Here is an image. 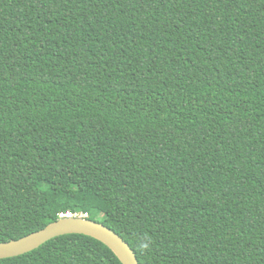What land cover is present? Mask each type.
I'll list each match as a JSON object with an SVG mask.
<instances>
[{
  "label": "trees",
  "instance_id": "16d2710c",
  "mask_svg": "<svg viewBox=\"0 0 264 264\" xmlns=\"http://www.w3.org/2000/svg\"><path fill=\"white\" fill-rule=\"evenodd\" d=\"M69 213L139 264H264V0H0V242Z\"/></svg>",
  "mask_w": 264,
  "mask_h": 264
},
{
  "label": "water",
  "instance_id": "95a60500",
  "mask_svg": "<svg viewBox=\"0 0 264 264\" xmlns=\"http://www.w3.org/2000/svg\"><path fill=\"white\" fill-rule=\"evenodd\" d=\"M68 234H82L97 239L109 247L122 264H139L129 244L113 230L99 222L75 217L62 218L19 240L0 242V260L30 253L48 241Z\"/></svg>",
  "mask_w": 264,
  "mask_h": 264
},
{
  "label": "clouds",
  "instance_id": "9594fccd",
  "mask_svg": "<svg viewBox=\"0 0 264 264\" xmlns=\"http://www.w3.org/2000/svg\"><path fill=\"white\" fill-rule=\"evenodd\" d=\"M151 242V237H148V236H145L143 239H141L139 242H138V247L141 249V250H147L149 248V244Z\"/></svg>",
  "mask_w": 264,
  "mask_h": 264
},
{
  "label": "bare ground",
  "instance_id": "6f19581e",
  "mask_svg": "<svg viewBox=\"0 0 264 264\" xmlns=\"http://www.w3.org/2000/svg\"><path fill=\"white\" fill-rule=\"evenodd\" d=\"M71 214L77 215V217H75V218H86V219H88V214H85V213H71ZM64 218H67V217H64ZM60 219H62V217H60Z\"/></svg>",
  "mask_w": 264,
  "mask_h": 264
},
{
  "label": "built area",
  "instance_id": "2783aa9c",
  "mask_svg": "<svg viewBox=\"0 0 264 264\" xmlns=\"http://www.w3.org/2000/svg\"><path fill=\"white\" fill-rule=\"evenodd\" d=\"M61 217L62 218H64V217L73 218V217H77V215H74V214L69 213V214H66V215H61Z\"/></svg>",
  "mask_w": 264,
  "mask_h": 264
}]
</instances>
